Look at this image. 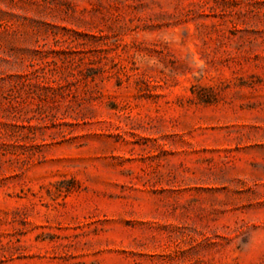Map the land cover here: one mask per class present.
<instances>
[{"label": "rangeland", "instance_id": "1", "mask_svg": "<svg viewBox=\"0 0 264 264\" xmlns=\"http://www.w3.org/2000/svg\"><path fill=\"white\" fill-rule=\"evenodd\" d=\"M0 264H264V0H0Z\"/></svg>", "mask_w": 264, "mask_h": 264}]
</instances>
